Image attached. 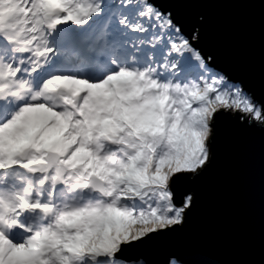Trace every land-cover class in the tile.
Returning <instances> with one entry per match:
<instances>
[{
	"label": "snow or ice",
	"instance_id": "6c2138e0",
	"mask_svg": "<svg viewBox=\"0 0 264 264\" xmlns=\"http://www.w3.org/2000/svg\"><path fill=\"white\" fill-rule=\"evenodd\" d=\"M259 11L233 66L209 10ZM264 160V0H0V264H185L222 150Z\"/></svg>",
	"mask_w": 264,
	"mask_h": 264
},
{
	"label": "water",
	"instance_id": "95a60500",
	"mask_svg": "<svg viewBox=\"0 0 264 264\" xmlns=\"http://www.w3.org/2000/svg\"><path fill=\"white\" fill-rule=\"evenodd\" d=\"M210 36L226 59L245 67L259 57V11L209 10ZM198 201L176 253L185 264H264V160L258 137L222 150L198 187Z\"/></svg>",
	"mask_w": 264,
	"mask_h": 264
}]
</instances>
